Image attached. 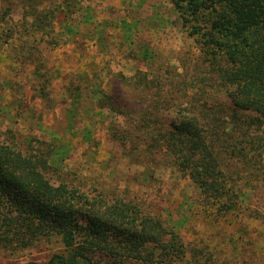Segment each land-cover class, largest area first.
<instances>
[{
  "label": "trees",
  "instance_id": "1",
  "mask_svg": "<svg viewBox=\"0 0 264 264\" xmlns=\"http://www.w3.org/2000/svg\"><path fill=\"white\" fill-rule=\"evenodd\" d=\"M168 1L210 62L204 79L210 90L199 88L196 102L180 105L169 128L153 141L198 189L205 226L191 229L187 239L177 226L131 202H108L66 183L54 184L45 171L53 155L62 162L69 151L61 147L43 156L33 152L29 140L32 151L24 152L17 134L8 130L0 132V248L14 254L60 241L64 251L43 264H264V229L251 227L264 224V207L251 201L252 194L264 196V161L250 164L248 155L263 145L264 0ZM23 7L25 20L15 23L11 8L0 0V55L5 51L14 62L29 61L34 91L46 99L58 78L49 73L38 46L47 39L59 49L75 35L71 22L56 23L59 14L67 18L70 4L43 3L42 12ZM101 98L97 93L100 109L105 107ZM228 160L240 166L231 171Z\"/></svg>",
  "mask_w": 264,
  "mask_h": 264
},
{
  "label": "rangeland",
  "instance_id": "2",
  "mask_svg": "<svg viewBox=\"0 0 264 264\" xmlns=\"http://www.w3.org/2000/svg\"><path fill=\"white\" fill-rule=\"evenodd\" d=\"M62 1L5 0V4L14 22L21 23L26 15L23 5L42 12L43 3L53 6ZM68 2L67 18L59 14L56 23L71 22L75 35L71 33L68 44L59 49L47 39L38 46L49 73L58 78L48 98L34 91V66L29 61L14 62L5 51L0 55V132L14 131L27 153L32 151L29 140L33 152L43 156L66 148L67 157L56 162L53 155L52 167L45 171L54 184L66 183L108 202H131L145 214L177 226L190 239L191 229L207 222L199 191L153 137L169 128L180 105H189L192 98L196 102L199 88L210 90L204 81L210 62L188 37L168 0ZM97 93L104 101L102 109ZM213 102L220 104L216 98ZM260 135L262 148L249 152L250 164L264 161V133ZM227 163L231 171L240 166L232 160ZM251 201L264 207L262 195L252 194ZM251 227L258 232L264 224ZM63 251L56 240L14 254L0 248V264H43L51 254Z\"/></svg>",
  "mask_w": 264,
  "mask_h": 264
}]
</instances>
